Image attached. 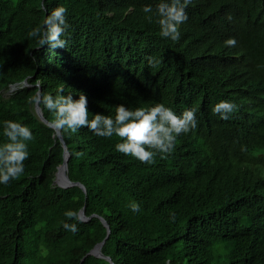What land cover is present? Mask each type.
Returning a JSON list of instances; mask_svg holds the SVG:
<instances>
[{
    "label": "trees",
    "instance_id": "obj_1",
    "mask_svg": "<svg viewBox=\"0 0 264 264\" xmlns=\"http://www.w3.org/2000/svg\"><path fill=\"white\" fill-rule=\"evenodd\" d=\"M159 2L0 0V145L4 120L35 137L24 173L0 185V264H110L87 255L107 235L99 218L110 230L101 253L113 264H264V0H191L178 41L160 36ZM58 6L70 25L65 48L41 47L27 33ZM149 57L160 63L150 67ZM59 89L74 100L84 93L89 119L163 103L177 115L195 109L198 126L152 164L116 151L117 136L59 130L67 176L85 190L61 188L62 142L31 102ZM219 100L237 104L228 120L212 113ZM69 209L86 220L68 221Z\"/></svg>",
    "mask_w": 264,
    "mask_h": 264
},
{
    "label": "clouds",
    "instance_id": "obj_2",
    "mask_svg": "<svg viewBox=\"0 0 264 264\" xmlns=\"http://www.w3.org/2000/svg\"><path fill=\"white\" fill-rule=\"evenodd\" d=\"M190 3L191 0H160L157 3L155 15L158 17L156 22L162 38L173 41L180 39L179 26L188 19L186 8ZM143 11L152 13L154 10L148 5ZM66 12L67 9L62 6L54 8L45 17L42 25L32 28L27 33L28 37L35 39L41 47L49 45L53 49L65 48L66 40L61 37L70 27ZM147 19L151 22L152 16L149 15ZM224 43L228 47H235L237 41L230 37ZM159 63L153 57L148 58L150 67H155ZM23 86H26L25 82L10 85L8 90H17ZM62 93L63 89H59L55 96L38 91L31 102L43 104L53 113L52 124L58 130H69L74 134L86 127L98 137H119L121 142L116 143V151L134 157L141 163H154L157 154L165 158L172 152L177 137L187 134L197 126L195 109H186L177 115L163 103L135 109L120 104L115 107L114 117L94 114L89 119L88 100L84 93L81 92L79 99L75 100L71 94ZM236 107L235 103L222 100L212 107V113L218 114L223 120H228ZM2 126L7 142L0 145V185H8L24 173V161L29 158L27 142L34 140L35 137L31 129L22 122L9 119L4 120ZM128 207L133 213L141 210L140 204L135 201L130 202ZM64 216L68 221H81L79 211L69 209L65 211ZM171 218L175 219L174 213ZM62 226L73 233L78 231L74 223L62 221Z\"/></svg>",
    "mask_w": 264,
    "mask_h": 264
},
{
    "label": "water",
    "instance_id": "obj_3",
    "mask_svg": "<svg viewBox=\"0 0 264 264\" xmlns=\"http://www.w3.org/2000/svg\"><path fill=\"white\" fill-rule=\"evenodd\" d=\"M39 91V90H38ZM34 111H35V114L37 115V117L39 118V120H41L42 122H44L47 126H50L54 129L55 131V135L59 138V140L62 142V147L64 149L63 151V163L58 167L57 169V172H56V175H55V180H54V183L61 187V188H68V187H71V186H78L82 191H84V187L79 184V183H73L69 180L68 176H67V160L69 158V154L67 152V149H66V146L65 144L63 143L62 141V138H61V135H60V132L58 129L55 128V126L53 124H50L48 123L44 118H43V115L41 113V110L39 108V106L37 104L34 105ZM60 179V182L58 181ZM80 217H81V220L82 221H85L86 220V217L84 215V211L81 210L80 212ZM101 223L103 224V226L106 228L107 230V235L109 234L110 230H109V226L105 223V221L101 218H99ZM107 235L105 237V239L107 238ZM105 239L97 244L92 250H90L87 255H92V256H95V257H98V258H103L105 259L106 261H108L110 264H113L110 260L109 257H105L102 255L101 253V247L102 245L104 244L105 242Z\"/></svg>",
    "mask_w": 264,
    "mask_h": 264
},
{
    "label": "bare ground",
    "instance_id": "obj_4",
    "mask_svg": "<svg viewBox=\"0 0 264 264\" xmlns=\"http://www.w3.org/2000/svg\"><path fill=\"white\" fill-rule=\"evenodd\" d=\"M109 22V21H108ZM97 26V25H96ZM97 28V27H96ZM95 29V28H94ZM103 29V28H102ZM94 34V33H93ZM97 35V34H96ZM94 37V36H93ZM264 37V36H263ZM70 38V37H69ZM89 42V41H88ZM69 48V47H68ZM54 52V51H53ZM139 54V53H138ZM145 54V53H144ZM43 56V55H42ZM144 56V55H143ZM138 57V56H137ZM80 58V57H79ZM236 58V57H235ZM235 58H233V60L235 59ZM77 59V58H76ZM41 60V59H40ZM126 60V59H125ZM76 61V60H75ZM78 61V60H77ZM221 61H223V60H221ZM231 61V60H230ZM40 62V61H39ZM74 63V62H73ZM223 63V62H222ZM221 63V64H222ZM205 64V63H204ZM226 63H224V65H225ZM234 65H236L237 66V64H234ZM235 66V67H236ZM197 86V85H196ZM195 88V87H194ZM195 95V94H194ZM226 96V95H225ZM215 97V96H214ZM225 100V99H224ZM220 101V100H219ZM230 101V100H229ZM234 101V100H233ZM209 102V101H208ZM215 102V101H214ZM188 104V103H187ZM196 104V103H195ZM211 104V103H210ZM212 105V104H211ZM235 105H237V104H235ZM247 105V104H246ZM198 106V105H197ZM239 106V105H238ZM176 108V107H175ZM198 108V107H197ZM238 109V108H237ZM200 110V109H199ZM206 112V111H205ZM234 113V112H233ZM237 113V112H236ZM235 113V114H236ZM205 114V113H204ZM198 115V114H197ZM217 115V114H216ZM215 116V115H214ZM198 117V116H197ZM220 117V116H219ZM204 118V117H203ZM213 119V118H212ZM216 119V118H215ZM206 120V119H205ZM231 120V119H230ZM204 121V120H203ZM217 121H219V118L217 119ZM222 122V121H221ZM198 126V125H197ZM206 126V125H205ZM207 128V127H206ZM243 153V152H242ZM251 171H253L254 172V170H251ZM59 182H60V179L58 180ZM233 223V222H232Z\"/></svg>",
    "mask_w": 264,
    "mask_h": 264
},
{
    "label": "rangeland",
    "instance_id": "obj_5",
    "mask_svg": "<svg viewBox=\"0 0 264 264\" xmlns=\"http://www.w3.org/2000/svg\"><path fill=\"white\" fill-rule=\"evenodd\" d=\"M16 89H10L5 93V97H8L11 93L15 92Z\"/></svg>",
    "mask_w": 264,
    "mask_h": 264
}]
</instances>
